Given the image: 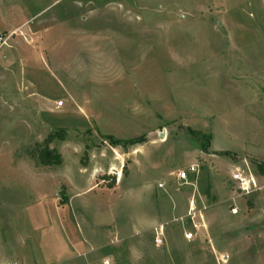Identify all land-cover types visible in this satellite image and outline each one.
Returning <instances> with one entry per match:
<instances>
[{"label":"rangeland","instance_id":"obj_1","mask_svg":"<svg viewBox=\"0 0 264 264\" xmlns=\"http://www.w3.org/2000/svg\"><path fill=\"white\" fill-rule=\"evenodd\" d=\"M0 32V264H264V0H0Z\"/></svg>","mask_w":264,"mask_h":264},{"label":"built area","instance_id":"obj_2","mask_svg":"<svg viewBox=\"0 0 264 264\" xmlns=\"http://www.w3.org/2000/svg\"><path fill=\"white\" fill-rule=\"evenodd\" d=\"M13 33H3L0 32V49L9 43V39H11ZM63 102L59 101L58 106H62ZM199 172V166L197 164H191L188 168L181 170L178 172L177 177L180 181L186 182L190 179L191 176L196 175ZM231 179L238 185V187L242 190L243 193L250 194L259 189L258 181L253 174H246L244 171L237 170L236 172L231 174ZM189 228L185 232V237L188 240L194 239L201 233L208 232V225L205 216L202 211L196 210V207L192 205L189 211ZM165 239L164 229L160 227L157 231L156 235V244L163 245ZM218 258L222 261H227L228 255L220 253ZM11 264H17L16 262H12ZM108 264V263H107Z\"/></svg>","mask_w":264,"mask_h":264},{"label":"trees","instance_id":"obj_3","mask_svg":"<svg viewBox=\"0 0 264 264\" xmlns=\"http://www.w3.org/2000/svg\"><path fill=\"white\" fill-rule=\"evenodd\" d=\"M67 133L65 131H57L50 134L43 142L42 145H38L37 157L40 164L44 166H55L61 165L63 163V156L61 152L55 148L51 147V144L55 139L65 140ZM112 143H120L121 141L115 140L112 137H109ZM134 140H127L126 142H133ZM83 166H86L88 163L87 154L81 159ZM261 171L264 173V168L260 166Z\"/></svg>","mask_w":264,"mask_h":264}]
</instances>
